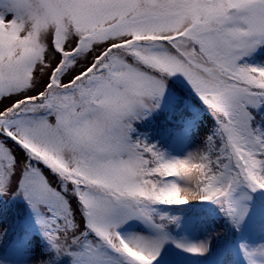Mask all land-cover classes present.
Listing matches in <instances>:
<instances>
[{
	"label": "snow or ice",
	"instance_id": "1",
	"mask_svg": "<svg viewBox=\"0 0 264 264\" xmlns=\"http://www.w3.org/2000/svg\"><path fill=\"white\" fill-rule=\"evenodd\" d=\"M6 197L0 264H264V0H0Z\"/></svg>",
	"mask_w": 264,
	"mask_h": 264
},
{
	"label": "trees",
	"instance_id": "2",
	"mask_svg": "<svg viewBox=\"0 0 264 264\" xmlns=\"http://www.w3.org/2000/svg\"><path fill=\"white\" fill-rule=\"evenodd\" d=\"M2 207L8 210L6 215L0 217L6 224V229L8 230L7 235L10 239L12 235H14L12 226L15 223L17 216L23 213V204L20 201H15L12 204L8 200H6L5 202H3Z\"/></svg>",
	"mask_w": 264,
	"mask_h": 264
},
{
	"label": "rangeland",
	"instance_id": "3",
	"mask_svg": "<svg viewBox=\"0 0 264 264\" xmlns=\"http://www.w3.org/2000/svg\"><path fill=\"white\" fill-rule=\"evenodd\" d=\"M206 125L207 126H210L211 125V120L210 119H207V121H206ZM205 131V129L204 128H202L201 129V135L203 134V132ZM5 200H8L10 203H14L15 201H13V200H11L10 198H4V201L3 202H5ZM0 228H5L6 229V224H5V222L4 221H2V219H1V217H0ZM13 258H15V257H13Z\"/></svg>",
	"mask_w": 264,
	"mask_h": 264
}]
</instances>
